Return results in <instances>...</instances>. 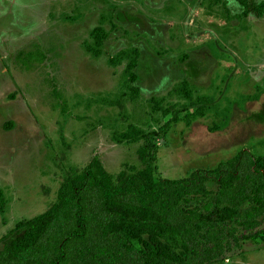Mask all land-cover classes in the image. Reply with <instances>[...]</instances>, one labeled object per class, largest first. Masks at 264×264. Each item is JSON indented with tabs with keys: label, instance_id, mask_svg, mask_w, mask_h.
I'll list each match as a JSON object with an SVG mask.
<instances>
[{
	"label": "rangeland",
	"instance_id": "1",
	"mask_svg": "<svg viewBox=\"0 0 264 264\" xmlns=\"http://www.w3.org/2000/svg\"><path fill=\"white\" fill-rule=\"evenodd\" d=\"M175 114L154 179L264 157V0H0V240L95 156L115 182L147 178L131 131ZM256 231L215 264H264Z\"/></svg>",
	"mask_w": 264,
	"mask_h": 264
},
{
	"label": "trees",
	"instance_id": "2",
	"mask_svg": "<svg viewBox=\"0 0 264 264\" xmlns=\"http://www.w3.org/2000/svg\"><path fill=\"white\" fill-rule=\"evenodd\" d=\"M247 11L262 13L256 5ZM176 118L149 134L131 131L145 141L147 178L130 174L115 182L95 156L63 182L56 205L0 240V264H215L254 240L264 223V157L243 150L214 169L154 179L147 151L155 150ZM163 234L181 250L164 242Z\"/></svg>",
	"mask_w": 264,
	"mask_h": 264
}]
</instances>
